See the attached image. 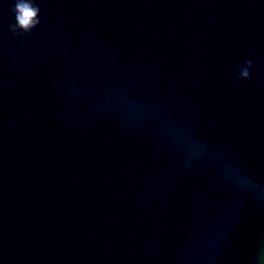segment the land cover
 Segmentation results:
<instances>
[{"label":"water","instance_id":"1","mask_svg":"<svg viewBox=\"0 0 264 264\" xmlns=\"http://www.w3.org/2000/svg\"><path fill=\"white\" fill-rule=\"evenodd\" d=\"M15 2L0 0V264H249L264 212L206 163L185 171L170 137L264 179V0H33L27 33Z\"/></svg>","mask_w":264,"mask_h":264},{"label":"clouds","instance_id":"2","mask_svg":"<svg viewBox=\"0 0 264 264\" xmlns=\"http://www.w3.org/2000/svg\"><path fill=\"white\" fill-rule=\"evenodd\" d=\"M12 11L15 14V24L10 26L13 33L17 29L27 33L40 24L37 19L40 8L33 0H16ZM242 76L247 77L248 72L244 71ZM172 127L180 133L170 139L182 156V167L185 171L199 168L206 163L224 184L244 196L258 211L264 212V179L243 168L227 153H212L207 144L192 137L182 126ZM247 259L249 264H264V244L258 245Z\"/></svg>","mask_w":264,"mask_h":264}]
</instances>
